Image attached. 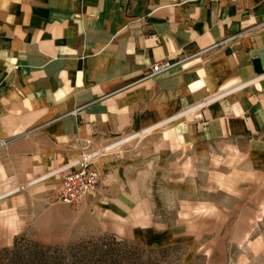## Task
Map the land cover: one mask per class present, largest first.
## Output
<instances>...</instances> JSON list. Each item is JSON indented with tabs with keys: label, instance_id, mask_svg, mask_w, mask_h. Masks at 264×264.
Masks as SVG:
<instances>
[{
	"label": "crops",
	"instance_id": "1",
	"mask_svg": "<svg viewBox=\"0 0 264 264\" xmlns=\"http://www.w3.org/2000/svg\"><path fill=\"white\" fill-rule=\"evenodd\" d=\"M263 23L264 0H0V195L23 186L25 203H50L81 149L151 128L196 160L226 145L264 177ZM130 190L98 187L82 209L107 203L109 234L124 236L138 220Z\"/></svg>",
	"mask_w": 264,
	"mask_h": 264
},
{
	"label": "rangeland",
	"instance_id": "2",
	"mask_svg": "<svg viewBox=\"0 0 264 264\" xmlns=\"http://www.w3.org/2000/svg\"><path fill=\"white\" fill-rule=\"evenodd\" d=\"M160 133L111 151L81 149L74 160L99 152L92 161L100 195L140 190L138 220L128 222L124 236L109 234L115 227L107 203L83 210L55 203L54 194L50 203L35 195L25 203L18 186L0 199V264H264L262 174L226 145L209 146L196 160ZM20 205L21 219L14 210Z\"/></svg>",
	"mask_w": 264,
	"mask_h": 264
},
{
	"label": "built area",
	"instance_id": "3",
	"mask_svg": "<svg viewBox=\"0 0 264 264\" xmlns=\"http://www.w3.org/2000/svg\"><path fill=\"white\" fill-rule=\"evenodd\" d=\"M229 40L231 38L223 43ZM193 56L195 55L157 61L149 67L144 78H153L169 73ZM9 142L8 139H0V148L5 147ZM95 153H84L82 160L73 162L58 171L60 181L52 197L55 203L80 207L89 196L97 192L100 184V173L93 165L92 158L95 157Z\"/></svg>",
	"mask_w": 264,
	"mask_h": 264
},
{
	"label": "bare ground",
	"instance_id": "4",
	"mask_svg": "<svg viewBox=\"0 0 264 264\" xmlns=\"http://www.w3.org/2000/svg\"><path fill=\"white\" fill-rule=\"evenodd\" d=\"M152 131H153V128H151V129H147L146 131H143V132H140V133H136V134L130 135V136H128V137H125V138H123V139H121V140H119V141H116V142H114V143L108 145V146L106 147L105 151H111V150H113V149H115V148H118V147H120V146H122V145H124V144H126V143H128V142H130V141H132V140H134V139H136V138H140V137H142V136L148 135V134L151 133ZM92 153H94V152H92ZM98 154H99V152H98V153L96 152V153L94 154V156H96V155H98ZM33 183H34V182L29 183V184L32 185ZM34 184H35V183H34ZM19 189H20V188H18V187L15 188V189H12L11 191H9V192H7V193L1 195V196H0V199L4 198V197H6V196H9L10 194L12 195V194H15L16 192H19Z\"/></svg>",
	"mask_w": 264,
	"mask_h": 264
}]
</instances>
